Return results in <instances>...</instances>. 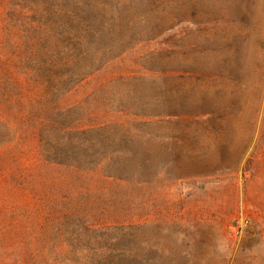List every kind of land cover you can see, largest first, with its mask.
<instances>
[{
	"label": "rangeland",
	"instance_id": "1",
	"mask_svg": "<svg viewBox=\"0 0 264 264\" xmlns=\"http://www.w3.org/2000/svg\"><path fill=\"white\" fill-rule=\"evenodd\" d=\"M0 264H264V0H0Z\"/></svg>",
	"mask_w": 264,
	"mask_h": 264
},
{
	"label": "trees",
	"instance_id": "2",
	"mask_svg": "<svg viewBox=\"0 0 264 264\" xmlns=\"http://www.w3.org/2000/svg\"><path fill=\"white\" fill-rule=\"evenodd\" d=\"M103 65H99V68L97 69H93V71H90L89 73H85L83 75H81L80 77H78L76 80H75V84H80L82 83L90 74H93L94 72L98 71Z\"/></svg>",
	"mask_w": 264,
	"mask_h": 264
}]
</instances>
